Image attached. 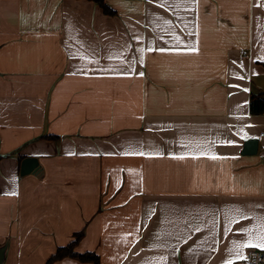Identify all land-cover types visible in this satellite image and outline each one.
Segmentation results:
<instances>
[{"label": "crops", "instance_id": "1", "mask_svg": "<svg viewBox=\"0 0 264 264\" xmlns=\"http://www.w3.org/2000/svg\"><path fill=\"white\" fill-rule=\"evenodd\" d=\"M104 3L0 0L2 264L81 230L101 264H243L264 251L238 246L264 235V0Z\"/></svg>", "mask_w": 264, "mask_h": 264}, {"label": "trees", "instance_id": "2", "mask_svg": "<svg viewBox=\"0 0 264 264\" xmlns=\"http://www.w3.org/2000/svg\"><path fill=\"white\" fill-rule=\"evenodd\" d=\"M97 2L105 13H111L109 8L105 5L104 0H92ZM256 104V108H255ZM255 108V109H254ZM251 109L257 110L259 113L264 111V100L260 95H256V98L251 102ZM83 236V231L74 233L72 242L65 246L57 247L55 252L51 254L46 260L45 264H52L53 262L65 257L73 258L81 262H92L94 264H101L100 257L97 253L92 251L78 252L75 250V246Z\"/></svg>", "mask_w": 264, "mask_h": 264}, {"label": "water", "instance_id": "3", "mask_svg": "<svg viewBox=\"0 0 264 264\" xmlns=\"http://www.w3.org/2000/svg\"><path fill=\"white\" fill-rule=\"evenodd\" d=\"M264 100V95L261 96ZM257 148V139H248L243 143L242 154H254ZM41 170L36 157H25L20 161L19 173L25 175L38 173ZM5 246L0 247V264H2Z\"/></svg>", "mask_w": 264, "mask_h": 264}, {"label": "snow or ice", "instance_id": "4", "mask_svg": "<svg viewBox=\"0 0 264 264\" xmlns=\"http://www.w3.org/2000/svg\"><path fill=\"white\" fill-rule=\"evenodd\" d=\"M161 7H164V5H161ZM165 23H169L168 21H165ZM178 41L180 40L179 36L175 37ZM175 51H180L179 48L174 49ZM188 51H196L197 49L195 47H190L187 49ZM144 49H141V52H143ZM159 51H166V49H159ZM141 62H143V60L141 59ZM141 75H143V73H140ZM243 78V77H241ZM223 143H228V144H232L235 143L234 141L228 140V141H223ZM125 154H129V153H125ZM131 154H138V155H145V153L143 152H139V153H131ZM159 153H148V155H158ZM199 155H208L209 153L206 152H200L198 153ZM180 158H183V156H181ZM211 158L216 159V155L215 153H211ZM240 231H247L246 229H240ZM234 244H236V241H233ZM240 248H244V247H259L264 249V235H261L260 237L257 238V242L253 243L252 238L250 237L247 241L240 243L238 245ZM236 259H246L245 256H243L242 254H237ZM224 264H234L233 259H228L226 261H224Z\"/></svg>", "mask_w": 264, "mask_h": 264}, {"label": "built area", "instance_id": "5", "mask_svg": "<svg viewBox=\"0 0 264 264\" xmlns=\"http://www.w3.org/2000/svg\"><path fill=\"white\" fill-rule=\"evenodd\" d=\"M241 53H243L242 50ZM262 113L264 114V111ZM245 257L246 259H242L243 264H261L264 262V251L248 249Z\"/></svg>", "mask_w": 264, "mask_h": 264}]
</instances>
